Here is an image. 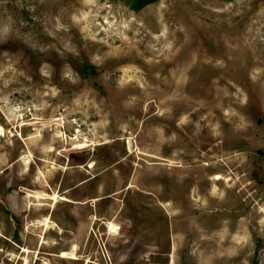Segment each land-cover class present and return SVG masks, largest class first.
<instances>
[{
    "label": "rangeland",
    "instance_id": "1",
    "mask_svg": "<svg viewBox=\"0 0 264 264\" xmlns=\"http://www.w3.org/2000/svg\"><path fill=\"white\" fill-rule=\"evenodd\" d=\"M0 264H264V0H0Z\"/></svg>",
    "mask_w": 264,
    "mask_h": 264
},
{
    "label": "trees",
    "instance_id": "2",
    "mask_svg": "<svg viewBox=\"0 0 264 264\" xmlns=\"http://www.w3.org/2000/svg\"><path fill=\"white\" fill-rule=\"evenodd\" d=\"M149 1H152V0H134V9L137 10L141 7L148 5Z\"/></svg>",
    "mask_w": 264,
    "mask_h": 264
},
{
    "label": "bare ground",
    "instance_id": "3",
    "mask_svg": "<svg viewBox=\"0 0 264 264\" xmlns=\"http://www.w3.org/2000/svg\"><path fill=\"white\" fill-rule=\"evenodd\" d=\"M1 132H2V131H1V128H0V134H1Z\"/></svg>",
    "mask_w": 264,
    "mask_h": 264
}]
</instances>
